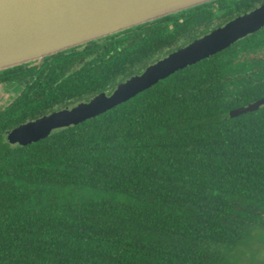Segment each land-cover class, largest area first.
Returning <instances> with one entry per match:
<instances>
[{"label":"trees","instance_id":"obj_1","mask_svg":"<svg viewBox=\"0 0 264 264\" xmlns=\"http://www.w3.org/2000/svg\"><path fill=\"white\" fill-rule=\"evenodd\" d=\"M261 3L210 0L120 30L61 90H111ZM28 93L0 110V264H222L264 222V105L230 115L264 97V27L94 117L10 144L2 133L44 104Z\"/></svg>","mask_w":264,"mask_h":264},{"label":"water","instance_id":"obj_2","mask_svg":"<svg viewBox=\"0 0 264 264\" xmlns=\"http://www.w3.org/2000/svg\"><path fill=\"white\" fill-rule=\"evenodd\" d=\"M210 0H0V69L114 33ZM264 27V3L169 52L70 109L14 127L10 144L26 145L53 129L80 123L124 102L175 71L215 54ZM7 86L0 84V97ZM264 105V97L230 111L236 116Z\"/></svg>","mask_w":264,"mask_h":264},{"label":"flooded vegetation","instance_id":"obj_3","mask_svg":"<svg viewBox=\"0 0 264 264\" xmlns=\"http://www.w3.org/2000/svg\"><path fill=\"white\" fill-rule=\"evenodd\" d=\"M114 33H110L108 35L72 46L65 50L46 55L41 59H35L25 63L15 64L9 67L1 68L0 84L6 85L7 91L4 92L0 97V110L2 109V107L8 105L11 101L22 95L25 91H29V93H32L31 95L29 93L25 95L27 99L33 101L42 100L44 102L43 105L32 109V113L28 117H26L24 121H21L16 125L6 129L2 133V138L7 141V134L14 127H17L21 124L36 120L42 116L48 115L52 112L61 109H70L80 102L88 101L100 92L110 93L117 86L118 83L125 80L126 78L123 80H118L114 88H112L111 90H99L91 93L84 92L78 96H74V94H72L69 89H67V93L65 96L60 87L61 84L66 85V87L69 86L71 84L70 81L73 77H76L77 79L81 77V71L79 69L84 64L92 60L96 62H101L105 60L108 55V48L110 47L108 37ZM76 53L80 55L75 56ZM77 81L81 82L80 79H78ZM35 83L38 85L37 87L29 86L30 84ZM40 84H45V86H41ZM58 90L59 94H57ZM56 129H53L51 133Z\"/></svg>","mask_w":264,"mask_h":264},{"label":"rangeland","instance_id":"obj_4","mask_svg":"<svg viewBox=\"0 0 264 264\" xmlns=\"http://www.w3.org/2000/svg\"><path fill=\"white\" fill-rule=\"evenodd\" d=\"M222 264H264V222L252 223Z\"/></svg>","mask_w":264,"mask_h":264}]
</instances>
